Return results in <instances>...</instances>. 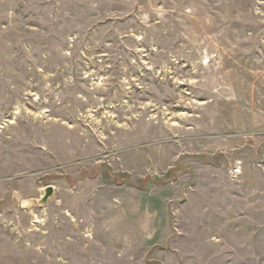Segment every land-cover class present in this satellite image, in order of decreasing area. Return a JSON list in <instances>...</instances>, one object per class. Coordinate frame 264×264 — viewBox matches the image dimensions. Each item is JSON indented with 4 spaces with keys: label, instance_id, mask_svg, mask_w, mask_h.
Returning a JSON list of instances; mask_svg holds the SVG:
<instances>
[{
    "label": "rangeland",
    "instance_id": "rangeland-1",
    "mask_svg": "<svg viewBox=\"0 0 264 264\" xmlns=\"http://www.w3.org/2000/svg\"><path fill=\"white\" fill-rule=\"evenodd\" d=\"M0 264H264V0H0Z\"/></svg>",
    "mask_w": 264,
    "mask_h": 264
},
{
    "label": "water",
    "instance_id": "water-1",
    "mask_svg": "<svg viewBox=\"0 0 264 264\" xmlns=\"http://www.w3.org/2000/svg\"><path fill=\"white\" fill-rule=\"evenodd\" d=\"M54 194V188L53 186H48L44 189L43 195L41 200L39 201L40 204H45L47 203L48 199Z\"/></svg>",
    "mask_w": 264,
    "mask_h": 264
}]
</instances>
